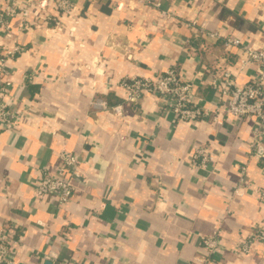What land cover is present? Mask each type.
I'll use <instances>...</instances> for the list:
<instances>
[{
  "label": "crops",
  "instance_id": "crops-1",
  "mask_svg": "<svg viewBox=\"0 0 264 264\" xmlns=\"http://www.w3.org/2000/svg\"><path fill=\"white\" fill-rule=\"evenodd\" d=\"M42 13L0 28L13 82L12 108L29 112L17 132L0 130V230L17 240L20 264H264V128L253 146L255 117L213 121L215 73L231 70L246 84L254 66L224 38L264 45V0H162L157 9L131 0H73L66 15L55 0ZM27 4V0H20ZM3 2L0 0V8ZM48 14L44 18L45 14ZM49 18V19H48ZM45 19V20H44ZM176 67L194 85L209 115L175 122L156 96L127 104L122 79L152 77ZM125 104L123 116L93 106ZM206 149L212 161H195ZM82 163L73 195L60 204L38 197L60 152ZM208 237L218 238L209 252ZM250 252L239 253L244 244Z\"/></svg>",
  "mask_w": 264,
  "mask_h": 264
},
{
  "label": "built area",
  "instance_id": "built-area-1",
  "mask_svg": "<svg viewBox=\"0 0 264 264\" xmlns=\"http://www.w3.org/2000/svg\"><path fill=\"white\" fill-rule=\"evenodd\" d=\"M90 2L91 0H85ZM138 4L157 9L163 17L169 16L168 12L162 10V0H131ZM0 8V28L8 31L10 20L16 16H22V28H29V16L34 13L36 18H43L42 13L49 5L48 0H27L22 4L20 0H2ZM56 8L66 15H73L76 3L73 0H55ZM48 16L46 13L44 18ZM49 19V18H48ZM45 20V19H44ZM212 38H224L226 48L237 47L243 55L242 66L253 65L254 74L246 84H239L236 75L229 69L215 73L211 85L216 91L218 99L213 113V121L221 124L225 117L233 116L240 119L255 117L257 126L254 129L253 146H262V134L264 128V45L255 46L245 44L239 38L224 37L219 32H211ZM0 45V130L17 132L20 124L28 119L29 112H21L12 108L7 97L10 95L13 82L7 66L8 56L12 57L20 52L19 46L7 50L4 54ZM125 92L127 104L140 102L148 94L156 96L162 102L163 111L172 112L175 122L183 121L195 123L207 118L209 113L193 97L194 85L184 79L176 67L168 68L164 72H157L152 77H135L122 79L119 83ZM93 106L97 110H108L115 115L123 116L125 104L110 106L102 98H96ZM206 149H198L194 155V163L198 159L206 165L212 161V156ZM261 157L264 154H260ZM60 167L56 175L44 172L36 188L38 197L54 196L60 204L70 201L73 195V180L80 177L78 170L82 160L74 153L60 152ZM260 200L264 205V189L260 193ZM264 240V230L256 234L250 241ZM17 240L8 228L0 230V264H20L13 256V247ZM203 246L209 252H214L218 247L217 237H208L203 240ZM250 252V244L240 247L239 253ZM194 261L197 264H205L207 259L197 256Z\"/></svg>",
  "mask_w": 264,
  "mask_h": 264
}]
</instances>
